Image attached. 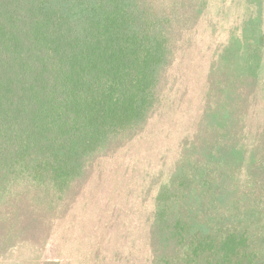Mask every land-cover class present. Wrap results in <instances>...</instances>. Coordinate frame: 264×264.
Segmentation results:
<instances>
[{"label": "rangeland", "instance_id": "rangeland-1", "mask_svg": "<svg viewBox=\"0 0 264 264\" xmlns=\"http://www.w3.org/2000/svg\"><path fill=\"white\" fill-rule=\"evenodd\" d=\"M145 1L163 17L171 58L148 119L93 159L72 194L30 201L29 225L0 206V264H156V214L177 205L241 239L235 264H264V0ZM256 59L255 88L238 97L243 69L233 65ZM221 73L236 91L228 109L212 83Z\"/></svg>", "mask_w": 264, "mask_h": 264}, {"label": "trees", "instance_id": "trees-1", "mask_svg": "<svg viewBox=\"0 0 264 264\" xmlns=\"http://www.w3.org/2000/svg\"><path fill=\"white\" fill-rule=\"evenodd\" d=\"M162 19L145 0H0V206L14 210L9 220L29 225L30 201L69 196L93 159L140 132L171 60ZM237 62L242 97L258 61ZM222 78L212 83L228 109L236 91ZM178 207L156 214V264H235L241 239Z\"/></svg>", "mask_w": 264, "mask_h": 264}]
</instances>
